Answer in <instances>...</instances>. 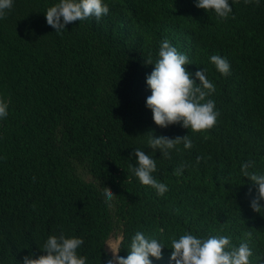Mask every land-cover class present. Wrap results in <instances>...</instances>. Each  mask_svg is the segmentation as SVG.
<instances>
[{"label":"trees","instance_id":"obj_1","mask_svg":"<svg viewBox=\"0 0 264 264\" xmlns=\"http://www.w3.org/2000/svg\"><path fill=\"white\" fill-rule=\"evenodd\" d=\"M54 2L14 0L0 20V95L10 102L0 121V264L41 254L45 237L60 231L84 241L91 264H103L113 236H123L126 257L138 230L166 247L185 230L234 238L248 231L259 244L252 225L260 214L246 195L255 187L241 168L252 161L250 171L264 170V2L233 0L234 18L221 21L194 0H106V17L62 33L46 22ZM164 38L216 85L209 98L220 115L207 138L179 124L159 128L146 107L147 61ZM213 54L228 58L230 75L209 63ZM150 133L193 141L171 159L153 153L155 176L169 186L164 196L130 167L135 148L152 153ZM105 187L116 195L111 209L100 196ZM171 251L153 264H169Z\"/></svg>","mask_w":264,"mask_h":264},{"label":"clouds","instance_id":"obj_2","mask_svg":"<svg viewBox=\"0 0 264 264\" xmlns=\"http://www.w3.org/2000/svg\"><path fill=\"white\" fill-rule=\"evenodd\" d=\"M255 2L260 4L264 0ZM194 5L208 15L214 13L221 21L234 18L233 0H194ZM13 6L14 0H0V20L6 17ZM109 12L106 0H55L44 14L47 24L56 33H62L72 22L89 18H95L98 22ZM172 43L168 38L161 40L155 60L147 61V64L154 67L146 76V84L151 91L146 93V107L159 128L179 124L192 134H205L207 138L206 133L215 126L220 115L215 100L209 98L216 92V85L208 78L206 68H197L194 73L190 71L187 66L193 62L188 53L180 51ZM209 63L221 75H230L231 64L227 57L213 54L209 57ZM9 112L10 102L0 95V121H5ZM147 145L152 153L146 154L144 148L134 149L136 162L135 165H130L132 174L142 185L153 189L158 196H164L169 191V186L155 176L157 159L153 153L158 150L161 157L171 159L174 153L181 151V145L183 149H191L193 141L190 135L172 138L150 133ZM201 159L198 156L197 162ZM183 167L181 165L175 169L174 174L181 175ZM253 168L254 162H245L241 168V177H246L255 187V193L250 188L246 195L252 213L260 214V218L252 225L253 234L257 233L260 238L259 244L251 238L248 231L244 236L234 238L228 230L207 236L185 230L178 236L173 234L170 246L166 247L163 237L149 236L138 230L131 237L126 257L120 256L123 236L115 237L116 242L106 246L103 264H153V259H162L165 248L172 250L169 264H264V170L250 171ZM100 196L107 208L114 207L116 195L110 189L105 187ZM246 213L250 217L254 216ZM226 224L227 220H224V226ZM23 226L25 227L24 224ZM253 244L258 247L257 251ZM83 248L82 239L66 235L64 231L52 232L39 247L41 254L31 251L17 264H91L87 256L81 254ZM252 256L254 257L251 258Z\"/></svg>","mask_w":264,"mask_h":264},{"label":"rangeland","instance_id":"obj_3","mask_svg":"<svg viewBox=\"0 0 264 264\" xmlns=\"http://www.w3.org/2000/svg\"><path fill=\"white\" fill-rule=\"evenodd\" d=\"M116 240H117V238H115V237H111V239L108 241L107 245L112 244V243H115ZM121 240H122V239H121ZM121 240H120V241H121ZM119 244H120V243H119Z\"/></svg>","mask_w":264,"mask_h":264}]
</instances>
